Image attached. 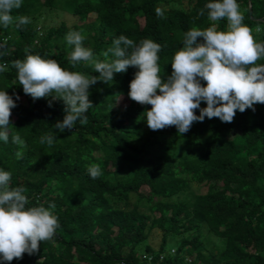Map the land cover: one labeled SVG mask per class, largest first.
Wrapping results in <instances>:
<instances>
[{"label": "trees", "instance_id": "16d2710c", "mask_svg": "<svg viewBox=\"0 0 264 264\" xmlns=\"http://www.w3.org/2000/svg\"><path fill=\"white\" fill-rule=\"evenodd\" d=\"M237 2L254 40L264 42V0ZM206 3L23 0L11 11L13 23L0 27V90L19 100L10 113L9 142H0V167L10 171L12 187L25 189L28 206L55 205L58 227L33 254L5 264H188L186 256L190 264H264V103L254 111L237 110L230 123L205 117L183 134L175 126L153 131L143 115L151 105L128 96L136 71L129 66L113 80L90 86L87 123L64 132L53 128L57 139L49 146L40 137L62 120L64 102L51 96L33 100L16 79L14 62L26 53L99 75L91 64L69 61L70 30L81 33L100 61L112 58L104 53L121 34L134 43L152 39L161 45L158 63L166 78L187 30L213 24L227 29L226 19L209 20L206 9L200 14ZM18 16L30 22L17 27ZM194 112L199 115V109ZM13 133L23 145L11 142ZM92 163L102 172L95 179L87 171ZM161 237L155 252L153 241ZM168 239L177 249L160 261Z\"/></svg>", "mask_w": 264, "mask_h": 264}, {"label": "clouds", "instance_id": "9594fccd", "mask_svg": "<svg viewBox=\"0 0 264 264\" xmlns=\"http://www.w3.org/2000/svg\"><path fill=\"white\" fill-rule=\"evenodd\" d=\"M23 0H0V27L13 23V9L21 7ZM207 10L212 21L226 19L227 29L217 30L213 24L204 29L193 27L183 34L182 47L171 59V73L162 78L158 63L161 45L145 38L138 43L121 34L112 40L111 47L104 53L111 54L107 61L97 60L90 48L83 45L80 32L70 30L65 35L72 46L69 61L75 66L83 61L93 65L96 76L79 71H70L51 58L26 53L23 60H16V79L25 94L33 100L51 96L64 102V115L51 127V131L40 137L41 144L51 146L59 132L74 129L77 122L87 123L85 113L92 106L89 88L97 81L113 80L115 73L136 69L129 82L128 96L142 104L151 105L143 112L149 129L155 131L175 126L178 134L186 133L193 122H202L205 117L219 118L231 122L236 111L254 109L256 103H264V42H257L250 28L243 23V15L237 0H207L200 14ZM158 17L163 10L155 8ZM16 26L30 22L27 16L15 18ZM200 37L202 40H198ZM3 55V53H0ZM4 66L0 65V72ZM201 81L205 83L202 84ZM55 93V95L53 94ZM19 96L13 99L5 90H0V142L8 143L11 132L10 113L16 107ZM206 106L201 107V102ZM51 106V105H49ZM199 109V115L194 110ZM11 142L24 144L19 134H11ZM22 154L16 153L17 158ZM91 178L99 177L101 167L97 163L88 166ZM11 173L0 167V264L20 259L22 254H33L40 242L50 240L58 227L54 204L28 206V199L22 186L10 185ZM173 239L167 240L163 261L167 254L174 255L177 249ZM162 244L158 239L153 245L155 252ZM215 250V249H214ZM218 251V250H215ZM151 261L154 254L145 256ZM185 257V256H184ZM191 257L185 260L191 263Z\"/></svg>", "mask_w": 264, "mask_h": 264}, {"label": "rangeland", "instance_id": "374dc122", "mask_svg": "<svg viewBox=\"0 0 264 264\" xmlns=\"http://www.w3.org/2000/svg\"><path fill=\"white\" fill-rule=\"evenodd\" d=\"M195 190H196V187H195ZM156 243H157V240H156L155 242L153 241V244H154V245H155Z\"/></svg>", "mask_w": 264, "mask_h": 264}]
</instances>
